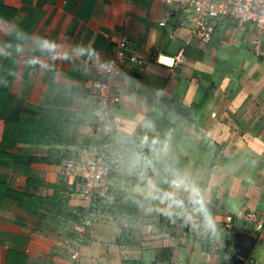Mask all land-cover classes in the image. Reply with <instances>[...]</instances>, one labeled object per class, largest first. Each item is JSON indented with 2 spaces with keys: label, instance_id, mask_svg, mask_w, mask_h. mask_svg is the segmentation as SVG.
<instances>
[{
  "label": "crops",
  "instance_id": "1",
  "mask_svg": "<svg viewBox=\"0 0 264 264\" xmlns=\"http://www.w3.org/2000/svg\"><path fill=\"white\" fill-rule=\"evenodd\" d=\"M206 27L164 0H0V264H233L232 233L264 264L239 218L264 219V32ZM123 37L146 64L106 107L91 85ZM98 154L112 170L86 206Z\"/></svg>",
  "mask_w": 264,
  "mask_h": 264
},
{
  "label": "built area",
  "instance_id": "2",
  "mask_svg": "<svg viewBox=\"0 0 264 264\" xmlns=\"http://www.w3.org/2000/svg\"><path fill=\"white\" fill-rule=\"evenodd\" d=\"M168 5L176 4L182 14H192L195 25L202 32L205 40L211 39V33L206 27L207 22L220 18H230L238 27L246 24H255L264 32V0H164ZM129 40L123 37L108 60L97 65L96 77L91 85V93L106 107L116 105L121 100L120 81L125 67L128 64L144 66L146 59L135 53L128 54ZM104 118L99 117V130L103 128ZM84 186L80 193L84 203L88 206L94 192L100 187L103 180L110 174L112 168L100 154L85 162ZM76 161L68 159L64 162V170L73 172ZM242 221L254 224L258 231L264 229L263 217L255 211L239 215ZM92 224L88 219L84 226L77 227L79 232H84ZM227 229L233 228V219L228 217L225 222ZM74 264H85L82 260L80 249L71 253Z\"/></svg>",
  "mask_w": 264,
  "mask_h": 264
},
{
  "label": "water",
  "instance_id": "3",
  "mask_svg": "<svg viewBox=\"0 0 264 264\" xmlns=\"http://www.w3.org/2000/svg\"><path fill=\"white\" fill-rule=\"evenodd\" d=\"M238 236L244 240L238 241ZM226 238L225 243L229 252L228 261L233 264H244L258 241L257 236L248 233L227 234Z\"/></svg>",
  "mask_w": 264,
  "mask_h": 264
},
{
  "label": "clouds",
  "instance_id": "4",
  "mask_svg": "<svg viewBox=\"0 0 264 264\" xmlns=\"http://www.w3.org/2000/svg\"><path fill=\"white\" fill-rule=\"evenodd\" d=\"M42 46L48 47V48H55L56 47V45H55L54 42L49 41L47 39H45V40L42 41ZM89 51H91V50H89Z\"/></svg>",
  "mask_w": 264,
  "mask_h": 264
},
{
  "label": "trees",
  "instance_id": "5",
  "mask_svg": "<svg viewBox=\"0 0 264 264\" xmlns=\"http://www.w3.org/2000/svg\"><path fill=\"white\" fill-rule=\"evenodd\" d=\"M98 192V189L94 192V201H99V198H98V196H95V193H97Z\"/></svg>",
  "mask_w": 264,
  "mask_h": 264
}]
</instances>
